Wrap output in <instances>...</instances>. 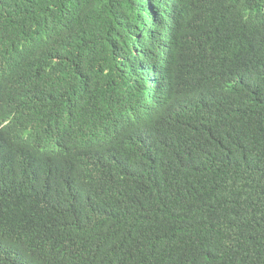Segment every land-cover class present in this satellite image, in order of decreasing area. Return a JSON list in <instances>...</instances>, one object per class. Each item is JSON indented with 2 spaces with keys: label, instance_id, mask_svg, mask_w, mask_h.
I'll use <instances>...</instances> for the list:
<instances>
[{
  "label": "trees",
  "instance_id": "obj_1",
  "mask_svg": "<svg viewBox=\"0 0 264 264\" xmlns=\"http://www.w3.org/2000/svg\"><path fill=\"white\" fill-rule=\"evenodd\" d=\"M0 264H264V0H0Z\"/></svg>",
  "mask_w": 264,
  "mask_h": 264
}]
</instances>
